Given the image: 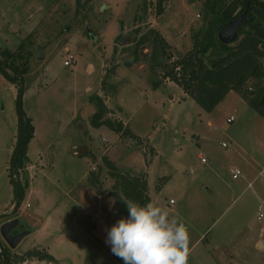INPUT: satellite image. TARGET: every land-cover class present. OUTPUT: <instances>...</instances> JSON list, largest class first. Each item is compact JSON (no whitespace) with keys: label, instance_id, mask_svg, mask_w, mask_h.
<instances>
[{"label":"rangeland","instance_id":"374dc122","mask_svg":"<svg viewBox=\"0 0 264 264\" xmlns=\"http://www.w3.org/2000/svg\"><path fill=\"white\" fill-rule=\"evenodd\" d=\"M156 3L0 0V47L17 49L24 41L25 53L32 52L23 106L36 127L29 168L21 173L29 187L14 210L8 167L18 130L17 89L0 73V211H6L0 227L19 218L33 231L16 248L0 234L12 254L43 245L62 264H124L106 243L110 228L126 217L111 195L107 155L123 172H147L152 201L183 219L190 233L188 264H264V247L256 244L264 231V117L249 102L264 95V78L251 83L254 95L246 103L236 92L213 112L193 99L184 102L164 65L193 48V33L209 17L202 0H166L162 14ZM150 28L168 40L174 58L151 39L147 55L126 65ZM71 54L74 61L65 65ZM93 93L112 110L107 117L127 120L142 140L90 127L95 106L86 98ZM72 113L75 122L64 125ZM230 115L236 118L231 123ZM235 168L242 171L238 179ZM93 169L100 176L96 186L87 179Z\"/></svg>","mask_w":264,"mask_h":264},{"label":"trees","instance_id":"16d2710c","mask_svg":"<svg viewBox=\"0 0 264 264\" xmlns=\"http://www.w3.org/2000/svg\"><path fill=\"white\" fill-rule=\"evenodd\" d=\"M157 0L156 7L159 14L164 12V2ZM207 23L193 33V48L176 59L170 52L171 45L156 28H150L137 40V45L131 60L124 63L132 66L147 55L144 47L152 42L160 47L162 53L173 59L170 67L164 65L165 78L177 83L186 94L208 112L230 92L235 91L244 98L254 95L249 91L252 82L259 84L264 78V0H202ZM248 11L243 21L239 35L233 42L224 43L218 39V32L228 23ZM24 41L17 49L0 47V73L17 88L16 111L18 116V130L14 150L12 152L8 175L13 186L14 210H18L29 187L28 181H23L21 173L28 167L29 144L35 136L36 127L33 117L23 106L25 93V75L30 70L29 59L31 51H24ZM217 51L213 57L212 52ZM106 80H102L103 90ZM89 101L95 106L90 116L93 127L107 126L114 132L141 141L140 135L132 131L130 125L121 118L107 117L112 110L108 107L102 95L93 93ZM250 104L264 117V95L251 98ZM103 161L109 169L113 179L111 195L115 198L116 209L120 215L127 216L128 210L121 196L146 204L152 201L149 194L148 174H131L121 171L116 162L109 156H103ZM149 165V161L146 160ZM164 177V176H163ZM88 182L96 186L100 182L99 172L91 170ZM0 215H4L0 213ZM51 261L54 256L45 247H33L24 253L12 254L0 236V264H22L34 260Z\"/></svg>","mask_w":264,"mask_h":264},{"label":"clouds","instance_id":"9594fccd","mask_svg":"<svg viewBox=\"0 0 264 264\" xmlns=\"http://www.w3.org/2000/svg\"><path fill=\"white\" fill-rule=\"evenodd\" d=\"M121 199L128 215L110 228L106 240L114 255L124 264H188L190 233L179 214L154 201Z\"/></svg>","mask_w":264,"mask_h":264},{"label":"water","instance_id":"95a60500","mask_svg":"<svg viewBox=\"0 0 264 264\" xmlns=\"http://www.w3.org/2000/svg\"><path fill=\"white\" fill-rule=\"evenodd\" d=\"M247 13V10L244 11L241 15L231 20L226 27L221 28L218 32V39L224 43L235 41L239 35L243 21L247 18ZM45 55L44 49L39 48L38 58L42 59ZM14 228H18L19 233H13ZM30 232L31 230L27 229L19 218L10 219L0 227L1 236L11 248H16ZM259 247H264V240L259 244Z\"/></svg>","mask_w":264,"mask_h":264},{"label":"crops","instance_id":"0c3cea01","mask_svg":"<svg viewBox=\"0 0 264 264\" xmlns=\"http://www.w3.org/2000/svg\"><path fill=\"white\" fill-rule=\"evenodd\" d=\"M10 83V82H9ZM12 84V83H11ZM12 85H14V84H12ZM15 86V85H14ZM17 89V88H16ZM178 89H180V96L183 98V101L184 102H186V101H190V100H192L193 98L192 97H190L188 94H186L185 92H184V90L183 89H181V87H178ZM231 92H235V91H230L228 94H230ZM237 93V92H236ZM239 94V93H238ZM172 98V97H171ZM244 99V102L243 103H246V98H243ZM86 100H88L89 101V99H88V97L86 98ZM85 100V101H86ZM194 100V99H193ZM196 101V100H195ZM89 103L91 104V102L89 101ZM221 103V102H220ZM219 103V104H220ZM219 104L217 105V107L215 108V109H218V107H219ZM121 108H123V110H124V107L120 104L119 105ZM80 109H82V107L80 108ZM214 109V110H215ZM213 110V111H214ZM95 111V110H94ZM213 111H211V112H213ZM258 113V112H257ZM259 114V113H258ZM259 115H261V114H259ZM231 116V115H230ZM33 117V116H32ZM263 117V116H262ZM75 119H76V116H75V113H72L71 115H69L68 116V118H67V120L64 122V125H68L69 127L70 126H72L71 124H73V122H75ZM33 120H34V118H33ZM123 120V119H122ZM124 122H126L127 120H123ZM126 123H128V122H126ZM90 127H93V126H91L90 125ZM74 129L76 128L75 126L73 127ZM87 129H88V131H89V133H91L90 132V128L89 127H87ZM76 130V129H75ZM132 131H133V129H132ZM134 133H136L135 131H133ZM137 134V133H136ZM137 135H139V134H137ZM98 163V162H97ZM149 166V165H148ZM29 168V167H28ZM133 174V173H132ZM148 174V173H147ZM251 182H249V184H250ZM249 184H248V187H250L249 186ZM151 198H152V196H151ZM13 203H12V205H10V208L11 207H13ZM0 213H6V211L5 210H2V211H0ZM120 215V214H119ZM33 231H31L30 233H32ZM201 238H202V236H201ZM199 240V239H198ZM264 240V231H263V234L261 235V238L258 240V241H256V244L258 245V247H259V244L262 242ZM39 247H45V248H47V250L54 256V258H55V260L53 261V260H51V261H44V262H36V263H32V264H51V262H53V263H55V264H62V263H60L61 261H59L60 259H59V257L57 256V255H55L51 250H50V248H48V246L46 247V246H43V245H39ZM64 264V263H63Z\"/></svg>","mask_w":264,"mask_h":264},{"label":"built area","instance_id":"2783aa9c","mask_svg":"<svg viewBox=\"0 0 264 264\" xmlns=\"http://www.w3.org/2000/svg\"><path fill=\"white\" fill-rule=\"evenodd\" d=\"M73 59H74V55L71 54V55L69 56V59H67V60L65 61V65H70L71 62L74 61ZM249 90H253V87L250 86V87H249ZM235 119H236V118H235L234 115L228 116V117H227V122L231 123V122H233ZM223 145L225 146L226 143L224 142ZM201 159H202V162H203V163H207V162H208L207 158H205V157H203V156H201ZM231 172H232V176H233L234 179H238V178L241 176V174H242V171H241V169H239V168L232 169ZM249 186H251V183L249 184ZM170 202L172 203L173 200H170Z\"/></svg>","mask_w":264,"mask_h":264},{"label":"flooded vegetation","instance_id":"af4514ba","mask_svg":"<svg viewBox=\"0 0 264 264\" xmlns=\"http://www.w3.org/2000/svg\"><path fill=\"white\" fill-rule=\"evenodd\" d=\"M14 231H15V232H14ZM13 233H15V234L19 233L18 228H14V229H13Z\"/></svg>","mask_w":264,"mask_h":264}]
</instances>
